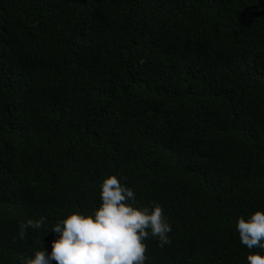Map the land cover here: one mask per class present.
I'll return each mask as SVG.
<instances>
[{"label":"trees","instance_id":"16d2710c","mask_svg":"<svg viewBox=\"0 0 264 264\" xmlns=\"http://www.w3.org/2000/svg\"><path fill=\"white\" fill-rule=\"evenodd\" d=\"M110 174L172 226L145 264H247L235 218L264 209V0H0V264L50 250L19 224L91 210Z\"/></svg>","mask_w":264,"mask_h":264},{"label":"clouds","instance_id":"9594fccd","mask_svg":"<svg viewBox=\"0 0 264 264\" xmlns=\"http://www.w3.org/2000/svg\"><path fill=\"white\" fill-rule=\"evenodd\" d=\"M127 178L110 174L99 183V203L91 210L70 211L54 222L41 215L18 226L17 237L28 230L52 234L50 250L42 245L30 255L17 256L18 264H145L149 238L158 247L171 244L172 226L157 202L137 205ZM239 241L250 252L247 264H264V209L235 218ZM259 249L252 252V249Z\"/></svg>","mask_w":264,"mask_h":264}]
</instances>
